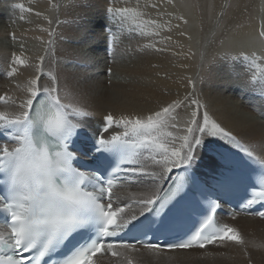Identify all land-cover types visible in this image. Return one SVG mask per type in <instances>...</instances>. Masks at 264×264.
Wrapping results in <instances>:
<instances>
[{"label": "snow or ice", "instance_id": "6c2138e0", "mask_svg": "<svg viewBox=\"0 0 264 264\" xmlns=\"http://www.w3.org/2000/svg\"><path fill=\"white\" fill-rule=\"evenodd\" d=\"M65 7L85 10L79 17L77 40L87 45L95 35L96 0H66ZM104 14L109 18L135 15L131 9L113 7H105ZM106 31L108 51L116 38L111 28ZM48 35L52 37L53 32ZM256 39L264 43V28ZM47 43L51 46L54 41ZM82 55L87 57V52ZM249 59L245 53L227 52L211 60L204 58L203 74H197L200 83L215 79L234 84L264 101V73L257 75V64H251L247 79L237 71L238 63ZM44 60V56L38 58L37 75L23 86L16 85L23 93L12 100L16 110L0 112V264H102L109 253L120 255L114 251L117 247L138 251L136 245L141 242L126 241L123 235L136 230L146 236L153 228L169 231L186 220L194 226L182 229L183 238L163 245L148 241L142 246L187 250L217 242L246 245L236 227L216 219L237 187V161L227 150L235 148V153H243L261 168L259 183L250 178L241 211L264 205V158L255 157L236 134L213 119L207 105L187 96L176 98L147 114L115 116L108 112L95 128L93 113L79 103L68 85L60 86L57 75L47 73L49 85L41 84ZM30 66L23 55L12 53L6 75L14 78L20 68ZM188 83L195 88L191 78ZM9 99L0 96L5 104ZM178 131L180 135L175 134ZM211 141L220 145L206 144ZM225 144L227 150H221ZM206 147L213 153L209 167L217 172L211 183L194 172ZM145 155L152 163L151 171L142 165ZM129 172L137 183L143 182L141 177L148 181L134 200L114 191L123 183L121 173ZM249 214L264 218V211ZM237 215L231 213L232 219ZM116 236H121L119 242L110 239Z\"/></svg>", "mask_w": 264, "mask_h": 264}, {"label": "bare ground", "instance_id": "6f19581e", "mask_svg": "<svg viewBox=\"0 0 264 264\" xmlns=\"http://www.w3.org/2000/svg\"><path fill=\"white\" fill-rule=\"evenodd\" d=\"M136 1L138 2L136 7L130 8L123 3L118 6L132 9L135 15L129 16V20L135 22V26L136 23L139 24L136 28L143 27L140 39L134 41L131 46L137 61L126 68L131 80L120 85L112 83L109 86H106L101 74L102 69L105 72L106 68L103 52L105 38L103 31L99 29L102 21L95 20L93 24L98 37L94 50L91 51L93 48L89 49L88 44V49H85L68 43V39L77 40L80 35L75 27L84 9L66 8V0H18V3H13L16 4L17 11H15L18 17L16 19L19 21L17 38L21 37L29 41L28 45H33L35 49L17 50L16 54L23 55L31 66L20 68L17 76L9 79L6 73L12 53L6 51L8 50L6 39L10 38L11 33L6 31L3 28L4 24L1 23L0 68L3 70V76L0 77V96L11 99L7 104L3 101L0 103V112L11 114L16 110L12 100L23 95L16 85L23 86L37 75L35 69L39 65L38 58L44 56L45 75L41 77V84L49 85L50 79L47 73L57 75L60 86L63 88L64 85H68L77 94L79 103L86 105L93 113V117L100 118L108 112H112L115 116L147 114L151 110L158 109L164 102L187 96L189 99H198L202 105H207V110L213 119L236 134L242 144L253 150L254 156L264 158V121L256 113L257 111L252 105L248 104V107L239 101L236 91H233L234 84L220 83L215 79L206 80L201 84L197 75L203 74L201 67L204 58L211 60L225 52L232 55L256 51L264 53V43L256 39L259 33L258 19L262 23L260 28H264V0ZM11 2L0 0V22L2 18L5 21L11 18L9 14V11L13 10H9ZM103 3V0H96V17H100L103 13L102 9L104 11V8L108 7ZM20 5H23V8ZM60 5V15H58L56 10ZM153 5L155 7H152ZM57 15L60 23L56 28L54 55L64 60H80L79 56L82 52H87V57L82 56L94 62L93 65L91 62L88 66L95 67L94 70L85 73L75 70L76 68L70 65L64 66V63L62 66L61 63H53L54 56L50 52L47 54L46 44L50 38L48 32L54 26ZM147 17L150 19L146 20ZM152 17H156L158 21L155 18L151 20ZM154 19L155 24L152 23ZM49 20L53 21L51 25L48 23ZM156 32H159V35H153ZM263 63L261 59V66ZM54 64L57 66L55 67ZM97 71L99 75L95 74ZM256 73L258 76L264 73V68H260ZM188 78L195 82V88L188 83ZM175 134L180 135L181 132ZM207 143L220 145L218 141ZM208 152L207 147L201 150V159L198 161L202 165L198 166L209 163ZM142 165L149 171L153 168L147 155L142 159ZM142 181L137 187L122 192L123 198L132 200L138 198L148 183L146 177H143ZM230 223L239 230L246 241L244 247L233 243H216L200 251H176L163 256H153L142 251L123 252L117 259L102 258V264H249V257L250 264H264V222L254 219H235Z\"/></svg>", "mask_w": 264, "mask_h": 264}, {"label": "rangeland", "instance_id": "374dc122", "mask_svg": "<svg viewBox=\"0 0 264 264\" xmlns=\"http://www.w3.org/2000/svg\"><path fill=\"white\" fill-rule=\"evenodd\" d=\"M10 1H14L15 3H18V0H10ZM20 1V0H19ZM104 1V3H103V5H107L108 7H113V8H115L116 6V8H120V7H118L119 5H120V3H123V5H127L128 7H136V5L138 4V2L136 1V0H127V3H126V0H116V1H112V0H103ZM12 5L14 6V4L12 3ZM12 5H10L9 4V10L10 9H13V6ZM102 5V4H101ZM102 5V6H103ZM60 7H61V5L57 8V13H58V15H60ZM99 10H101L100 8H99ZM132 10V9H131ZM17 11V10H16ZM16 11L13 9V10H10L9 11V14H10V16H11V18L10 19H6V21L5 20H3V18H2V20H1V22H0V25H2V24H4V26H3V28L4 29H6V31L8 30V32H10L11 34H9L10 36V38H7L6 39V44H7V47H8V50H6V51H10V53H16L17 52V50H25V48H26V50L27 49H29V50H34L33 49V45H31V44H29L28 45V43H29V41H27V40H24L23 38H21V37H19V38H17V36H18V34H17V30H18V27H19V23H17V22H19L18 21V19H16V18H18L17 17V14H16ZM11 12V13H10ZM102 14H100V17H96V15L94 16V20H93V24H94V22H95V20H100V21H102L101 22V25H100V28L99 29H101V31H103L102 30V28H103V26L105 25V26H107L108 25V27L110 26L109 25V21L108 22H105V14H104V11H103V9H102ZM56 16L57 18H56V22L54 23V26L52 27V29H51V31L53 32V36L52 37H50L52 40H54V43H55V40H56V28H57V26L59 25V23H60V19H58V17L59 16ZM116 18V19H115ZM115 18H112V22L111 23H115L116 21H118V23L120 24V25H122V34H121V43H120V45H119V49L117 50V49H115V53H114V55H113V63L111 64V66H109V68L111 69V75L109 76V77H106L105 76V72H103V69H102V77H103V79H105V82H106V86H109V83H110V85H112V83H114V84H118V85H120L121 83H127V82H129L130 80H131V77L130 76H128L127 74L128 73H126V71H127V69H128V67H130L131 65H132V63H134L135 61H137V59H136V56L135 55H133V53H132V50H131V46L133 45V42L134 41H136V40H139L140 39V32H141V30L143 29V27H138V28H136L137 26H139V24L138 23H136L137 25L135 26V22H131L130 20H129V18L127 17V18H122L121 16H119V15H117V16H115ZM120 18V19H119ZM153 18H155L157 21H158V19L156 18V17H152L151 18V20L153 19ZM57 19H58V21H59V23H57ZM147 19H150V17H147L146 18V20ZM155 19H154V21H155ZM151 20H150V22H151ZM149 21V20H148ZM125 22V23H124ZM258 22H259V31L262 29V28H260V26L262 25V23H261V20L260 19H258ZM2 23V24H1ZM7 23V24H6ZM12 25H10V24ZM106 23H108V24H106ZM123 23V24H122ZM17 24V25H16ZM58 24V25H57ZM134 24V25H133ZM14 25H16L15 26V28H14ZM6 26V27H5ZM17 27V28H16ZM262 27V26H261ZM14 28V29H13ZM76 28V30H78L79 31V29H78V27L76 26L75 27ZM140 28V30H138ZM142 28V29H141ZM10 29V30H9ZM11 29H12V31H11ZM136 29V30H135ZM135 30V31H134ZM94 31H95V29H94ZM137 31H139L138 33H136ZM132 33H134L132 36H131V34ZM20 34V33H19ZM139 34V35H138ZM8 36V35H7ZM13 36L15 37V39H13ZM12 37V38H11ZM98 37V33L97 32H95V35L90 39V41H89V43H88V45L90 46V48L89 49H91V48H93V49H91V51H93L94 50V45L96 44V38ZM136 37V38H135ZM49 38V39H50ZM131 39V40H130ZM23 40V41H22ZM62 40V39H61ZM71 40V39H70ZM69 39H68V43L69 44H71V43H73V45L74 46H76V47H83V48H85V49H88V46L87 45H82V44H80L79 42H78V40H71L70 41ZM28 42V43H27ZM12 43V44H11ZM47 45V54H48V52H50V53H52V56H54L53 57V63H56V64H58V63H61V66L62 65H64V66H66V65H70V66H72V67H74V68H76L75 70H81V71H84L85 73H88V72H90L91 71V69H95V67H93V68H89L88 66H89V64H91V62H92V64L91 65H93V61H88V60H86L85 59V57L84 56H82V55H80L79 56V59L80 60H64L63 58H61V57H57V56H55L54 55V53L53 52H55L54 50H55V44H53V45H51V46H49L48 45V43L46 44ZM31 46V47H30ZM43 53H45V52H43ZM129 53H132V55L130 54V55H128ZM245 54H251V55H248L249 57H250V59L249 60H244V61H241L240 63H238V65H237V71L238 72H240L241 74H242V77L243 78H245V77H248L249 75H251L252 74V68H251V64L252 63H256V64H258L257 65V67H256V69H255V71L257 72V71H259L260 70V68L261 69H263L264 68V63H263V65L261 66V59H262V61H264V53L263 52H258V51H256V52H253V53H255V55L256 56H258V57H256L255 56V60H253L252 59V52L251 53H249V52H244ZM256 53H258V54H256ZM259 54H261V55H259ZM105 58V57H104ZM257 58V59H256ZM61 59V60H60ZM58 60V61H57ZM60 60V61H59ZM84 60V61H83ZM105 60H106V58H105ZM55 61H57V62H55ZM76 62H78V63H85V65H86V67H87V69L85 68V69H83V68H79V66H76L75 65V63ZM251 62V63H250ZM64 63V64H63ZM95 65H97L96 63H95ZM54 66L56 67L57 65H55L54 64ZM106 68H105V70L108 68V65H107V60H106ZM127 68V69H126ZM93 69V70H94ZM73 70V69H72ZM96 75H99L100 73H98V71L95 73ZM163 77V76H162ZM108 80V81H107ZM233 91H236V97L239 99V101L240 102H242V103H244V104H246L248 107H249V105L248 104H250V106L252 105V107L257 111V109H259V107H260V102H261V99L257 102V101H252V100H250L249 98H248V92L249 91H241L236 85H233ZM232 91V92H233ZM243 92V93H242ZM252 93V92H251ZM245 94V95H244ZM246 101V102H245ZM257 102V103H256ZM253 103H254V105H253ZM255 103H256V105H255ZM259 103V104H258ZM256 106V107H255ZM258 115H259V117L261 118V119H263V116L261 115V113H259L258 111L256 112Z\"/></svg>", "mask_w": 264, "mask_h": 264}]
</instances>
